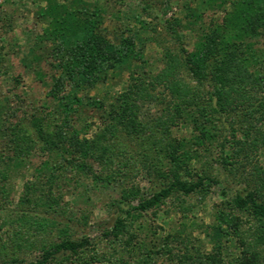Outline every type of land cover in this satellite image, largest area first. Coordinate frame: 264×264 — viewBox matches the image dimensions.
Returning <instances> with one entry per match:
<instances>
[{
  "label": "trees",
  "instance_id": "1",
  "mask_svg": "<svg viewBox=\"0 0 264 264\" xmlns=\"http://www.w3.org/2000/svg\"><path fill=\"white\" fill-rule=\"evenodd\" d=\"M41 1L37 18L44 26L22 65L45 85V99L23 117L32 130L23 118L11 122L14 110L8 115L0 100V181L22 175L34 150L47 158L32 166L17 207L0 217V264H17L33 249L41 258L30 264H145L157 257L167 264H264V166L254 162L264 149V0H202L189 8L192 48L163 47V64L149 75L133 69L140 59L145 66L143 26L110 39L98 0ZM170 25L178 33L183 23L174 18ZM124 72L125 85L111 101L82 93ZM88 102L100 120L89 136L86 124L72 122ZM146 104L160 106L148 119ZM183 123L195 133L173 136L172 127ZM192 160L201 170H191ZM140 172L150 183L146 196L125 184ZM220 173L244 186L232 192L221 186L212 221L188 224L200 227L205 240L184 222L164 236H140L143 224L134 220L171 198L186 217L192 205L185 197L203 200L222 184ZM85 178L103 189L122 180L111 200L120 214L103 235L121 241L127 256L97 251L89 237L75 235L71 218L58 227L62 188L83 186Z\"/></svg>",
  "mask_w": 264,
  "mask_h": 264
},
{
  "label": "rangeland",
  "instance_id": "2",
  "mask_svg": "<svg viewBox=\"0 0 264 264\" xmlns=\"http://www.w3.org/2000/svg\"><path fill=\"white\" fill-rule=\"evenodd\" d=\"M98 1L105 10L104 26L107 28L110 39L120 29L144 27L143 30L140 29L139 31L141 42L139 45L145 66L142 65L141 59L138 60L133 68L137 74L145 72L146 75H149L162 66L161 53L163 47H168L171 51L177 52L179 48L189 50L193 46L194 36L185 26V15L187 12L189 13V8L202 5V0ZM43 4L41 0H0V100L2 108L8 109V115H10L11 110H14L12 113L14 115L10 116L11 122L25 117L31 111V107L37 105L38 108L45 99V85L40 83L33 73L24 69L22 65L23 60L30 57V49L37 47L36 37L41 33V28L44 26L37 18V9ZM174 18L180 19L183 23V26L178 28V33L173 32L170 25ZM127 73L124 72L122 76L109 79L103 84L84 90L82 93L101 98L107 102L111 101L113 96L123 89ZM182 73L184 77L192 81L187 71ZM13 77H17V80H13ZM89 102L78 109L73 115L72 121L76 128L86 124L87 136L100 126L98 115ZM159 109L160 106L156 104H146L142 108V116L147 119L151 118L158 113L157 110ZM23 121L25 126L32 130L29 127L28 119L23 118ZM193 133L195 131L192 127L185 123L171 129V134L176 137L189 138ZM198 149L201 150L199 147ZM44 158L47 156L42 152L32 151L29 161H26L27 167L20 171L22 175L11 173L4 184L0 181V187L3 184L7 190L6 198L0 196V217L6 215L5 210H12L17 207L23 182L25 179L31 178L32 166ZM255 161L264 166V149L258 152ZM202 162L204 163V161ZM201 165L200 162L192 160L191 170H201ZM92 166L94 169H99L96 162H93ZM219 175L222 184L220 182V184L214 185V192L208 194L203 200H198L194 194L185 197L187 202L192 205L191 211L187 212L186 215L184 214L186 217H183V214L178 211L176 201L173 198L167 199L158 207L143 213L141 217L134 220V222L139 221L143 224L144 231L140 236H164L170 230L178 228L181 222H184L187 232L191 231L197 238L205 240L200 227L189 229L188 224L195 222L205 225L212 221L213 207L220 200L219 189L221 186H227L229 192L244 186L243 183L233 182L231 177L225 178L226 175L222 173ZM145 176V173L140 172L126 181L125 184L138 186L141 194L146 196L151 192V189ZM82 180L85 183L76 189L72 187L69 189L62 188L60 204L64 211L59 217L53 213L61 221L57 224L58 227L64 226L72 219L69 224L75 231V235L89 237L97 251L107 255L127 256L126 252H123L121 241L113 236L105 237L103 235V231L112 226L115 216L120 214L117 208L111 205V200L119 196L122 180L114 182L112 187L104 189L94 187L86 178ZM84 184L86 185L84 186ZM137 202L138 199L131 200L130 204ZM13 215L15 214L9 216ZM83 221H86V224L82 223ZM154 232L156 234H151ZM205 244L210 249V243L206 242ZM231 249L234 252V247ZM20 258V262L17 264H30L41 258V252L38 249H33L21 253ZM92 264L105 263L95 262ZM145 264H167V262L164 257H157L153 258L152 262L149 261Z\"/></svg>",
  "mask_w": 264,
  "mask_h": 264
}]
</instances>
